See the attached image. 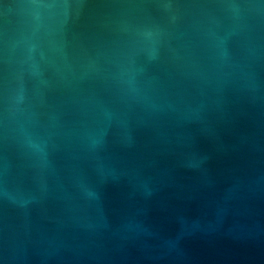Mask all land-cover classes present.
<instances>
[{"label": "water", "instance_id": "95a60500", "mask_svg": "<svg viewBox=\"0 0 264 264\" xmlns=\"http://www.w3.org/2000/svg\"><path fill=\"white\" fill-rule=\"evenodd\" d=\"M0 264H264V0H0Z\"/></svg>", "mask_w": 264, "mask_h": 264}]
</instances>
